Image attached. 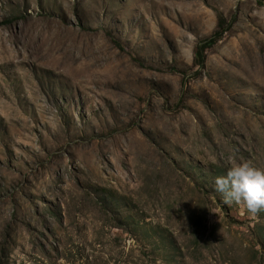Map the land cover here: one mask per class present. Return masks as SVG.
Wrapping results in <instances>:
<instances>
[{
    "label": "rangeland",
    "instance_id": "1",
    "mask_svg": "<svg viewBox=\"0 0 264 264\" xmlns=\"http://www.w3.org/2000/svg\"><path fill=\"white\" fill-rule=\"evenodd\" d=\"M243 161L264 0H0V264H264V210L215 191Z\"/></svg>",
    "mask_w": 264,
    "mask_h": 264
},
{
    "label": "clouds",
    "instance_id": "2",
    "mask_svg": "<svg viewBox=\"0 0 264 264\" xmlns=\"http://www.w3.org/2000/svg\"><path fill=\"white\" fill-rule=\"evenodd\" d=\"M214 185L224 204H243L253 215L264 210V169L239 162L216 177Z\"/></svg>",
    "mask_w": 264,
    "mask_h": 264
},
{
    "label": "trees",
    "instance_id": "3",
    "mask_svg": "<svg viewBox=\"0 0 264 264\" xmlns=\"http://www.w3.org/2000/svg\"><path fill=\"white\" fill-rule=\"evenodd\" d=\"M225 23L226 22L224 21V17L219 15V23L217 25V29L215 30L214 34L210 38L204 40L196 47V52H195L197 58L196 63L199 62V65H203L205 60V50L213 46L217 41H219L223 37V34L227 30Z\"/></svg>",
    "mask_w": 264,
    "mask_h": 264
}]
</instances>
